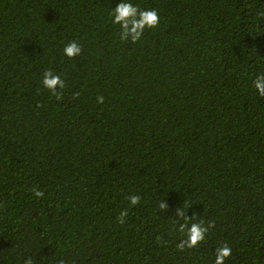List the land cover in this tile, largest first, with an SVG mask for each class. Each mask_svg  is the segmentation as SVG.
I'll use <instances>...</instances> for the list:
<instances>
[{
	"label": "trees",
	"instance_id": "trees-1",
	"mask_svg": "<svg viewBox=\"0 0 264 264\" xmlns=\"http://www.w3.org/2000/svg\"><path fill=\"white\" fill-rule=\"evenodd\" d=\"M117 2L0 0V264H264V0H132L136 43Z\"/></svg>",
	"mask_w": 264,
	"mask_h": 264
},
{
	"label": "clouds",
	"instance_id": "clouds-1",
	"mask_svg": "<svg viewBox=\"0 0 264 264\" xmlns=\"http://www.w3.org/2000/svg\"><path fill=\"white\" fill-rule=\"evenodd\" d=\"M109 16L111 22L119 25L121 29V39L131 40L136 43L141 40L144 32L149 29H154L159 26L160 18L155 9H141L132 2V0H118L115 7L111 9ZM82 48L79 43L73 41L66 44L63 48V54L69 59L77 57L81 54ZM41 84L44 88L58 95V90L65 86L64 80L52 71H45L43 73ZM254 89L259 97H264V71H258L253 80ZM98 102H103V97H98ZM36 197H42V191H34ZM139 196H130V206L138 204ZM167 205L161 203V208ZM126 212H122L120 222L124 223V216ZM179 215L183 216V213ZM211 225L205 226L203 221L195 222L194 218L185 217V222L179 225V231L184 232L187 236V241H182L179 245L183 247H195L203 242ZM232 249L227 245L218 247L215 250L214 264H225L226 260L231 256ZM25 264H32L31 259L25 261Z\"/></svg>",
	"mask_w": 264,
	"mask_h": 264
}]
</instances>
